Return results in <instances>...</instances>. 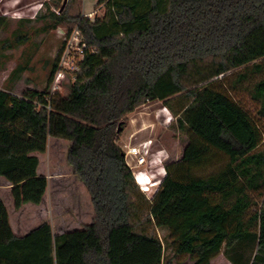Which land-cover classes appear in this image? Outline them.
Here are the masks:
<instances>
[{"label": "trees", "instance_id": "obj_1", "mask_svg": "<svg viewBox=\"0 0 264 264\" xmlns=\"http://www.w3.org/2000/svg\"><path fill=\"white\" fill-rule=\"evenodd\" d=\"M52 8L36 18L41 31L77 28L83 59L65 96L50 91L59 57L44 90H0V178L15 210L40 205L48 182L37 173V155L49 138L68 141L67 163L89 195L93 218L60 235L44 222L16 236L0 198V264H163L157 229L168 231L175 256L193 264H211L220 254L230 264H264V205L251 212L253 194L264 192L262 133L230 97L249 85L264 119V0H166L163 9L148 0L140 14L119 3L114 25L122 31L105 34H98L99 19ZM7 26L0 15V32ZM26 40L13 32L0 50ZM151 103L171 111L170 130L188 141L147 199L117 141L130 116ZM210 153L228 162L194 178Z\"/></svg>", "mask_w": 264, "mask_h": 264}, {"label": "rangeland", "instance_id": "obj_2", "mask_svg": "<svg viewBox=\"0 0 264 264\" xmlns=\"http://www.w3.org/2000/svg\"><path fill=\"white\" fill-rule=\"evenodd\" d=\"M52 1L0 0V15L8 20V26L0 32V40H12L13 32L25 35L27 38L26 43L21 46L10 50H0V90L20 96L27 89L42 91L48 86L50 70L65 47L66 34H68L66 26H60L49 32L41 31L43 22L36 20V18L46 14L48 7H53ZM165 2L166 0H160L161 9H163ZM119 3L134 4L138 14L148 8V0H112L106 6H97V0H60L59 9L52 8V11L58 13L63 7L61 12L67 11L70 17L80 15L91 22L99 19L101 26L98 34H105L114 30L122 31L121 28H116L114 25L115 5ZM76 59L77 54L72 51L68 60L70 61V68L75 67ZM19 67L24 69L23 72L19 76H13L12 72ZM73 81L74 75L68 74L62 81L60 90L56 93L65 96ZM249 89V85H241L236 92H230V97L257 123L263 138L259 147L261 150L264 148V119L257 116L259 104L251 100L248 93ZM163 112L172 117L173 120L175 119L171 111L166 109L162 103L146 104L133 114L137 117L142 115L146 121L152 122L153 125L145 130L148 133L144 139L156 141L168 155L166 165H173V163L180 161L188 137L177 135L171 131L170 124L174 121L167 123L166 118H163ZM130 133L132 132L128 123L117 144L124 148L129 143ZM130 143L132 144V142ZM69 146L68 141L49 138L46 152L39 155L40 172L49 178V184L46 195L38 206L26 204L21 209L15 210L9 185L0 178V198L7 209L11 229L16 235H24L44 222L51 225L54 235H60L70 230L79 229L89 221L87 198L83 190H80L78 179L72 174L67 163ZM204 162L205 164L201 169L192 172L194 178H206L216 173L225 166L228 159L223 155L210 153ZM253 198L256 200V206L252 208L251 212L264 205V192L261 197L253 194ZM61 219L66 221L65 224H61ZM168 235V231L164 229H157L156 231V236L163 245V264H193L188 256H175L173 254L168 246ZM211 264H228V262L220 254L211 261Z\"/></svg>", "mask_w": 264, "mask_h": 264}, {"label": "built area", "instance_id": "obj_3", "mask_svg": "<svg viewBox=\"0 0 264 264\" xmlns=\"http://www.w3.org/2000/svg\"><path fill=\"white\" fill-rule=\"evenodd\" d=\"M66 45L58 60V68L54 74L51 93H56L61 88V83L68 74L79 71L78 63L83 59L84 44L77 29L66 34ZM72 51L77 54L75 67H69V58ZM164 113V112H163ZM173 121L172 117L166 118L167 123ZM155 141L145 139L136 144L128 143L122 147L126 166L132 172L134 181L141 193L151 199L159 189L166 175V160L168 155L164 149L154 150Z\"/></svg>", "mask_w": 264, "mask_h": 264}, {"label": "crops", "instance_id": "obj_4", "mask_svg": "<svg viewBox=\"0 0 264 264\" xmlns=\"http://www.w3.org/2000/svg\"><path fill=\"white\" fill-rule=\"evenodd\" d=\"M167 114L166 113H163V118H167ZM169 117V116H168ZM163 121H165V120H163ZM140 123V124H139ZM148 123V124H147ZM165 123V122H164ZM153 124H152V122H149V121H146V118H144V117H142V115H138V117L137 116H135L134 114H133V116L131 115V117H130V120H129V128L131 129V132L132 133H130L131 135H130V137H129V143L130 142H132V144H136V143H138V142H140V141H144L145 139H144V137H145V135L148 133V132H146L145 130H147V128L148 127H151ZM134 142V143H133ZM121 147V149H122V146H120ZM153 149L154 150H157V149H161V147L158 145V143L155 141V143H154V147H153ZM39 155L40 154H38L37 155V157H38V159H39ZM72 170V169H71ZM72 172V171H71ZM37 173L39 174V175H41V176H44L41 172H40V167L38 166V170H37ZM72 174H73V172H72ZM74 175V174H73ZM45 177V176H44ZM46 179H47V182H48V184H49V178H47L46 177ZM78 182H79V180H78ZM79 186L81 187V189L80 190H83V193L85 194V197L87 198V201H88V208H87V212L89 213V221L87 222V223H84V225L85 224H88V223H90V221H91V219L93 218V209H92V206H91V203H90V198H89V195H88V193L86 192V190H85V188H84V186L79 182ZM10 188V187H9ZM48 188V187H47ZM47 191V190H46ZM45 195H46V193H45ZM45 195H44V197H45ZM43 201V200H42ZM42 203V202H41ZM34 206V205H33ZM65 220H62L61 219V224H65ZM13 231V230H12ZM14 233V232H13ZM15 234V233H14ZM16 235V234H15ZM25 235V234H24ZM16 236H18V235H16ZM20 236H23V235H20ZM228 262V261H227ZM228 264H230L229 262H228Z\"/></svg>", "mask_w": 264, "mask_h": 264}, {"label": "water", "instance_id": "obj_5", "mask_svg": "<svg viewBox=\"0 0 264 264\" xmlns=\"http://www.w3.org/2000/svg\"><path fill=\"white\" fill-rule=\"evenodd\" d=\"M63 8V7H62ZM62 8L60 9V11L62 10Z\"/></svg>", "mask_w": 264, "mask_h": 264}]
</instances>
